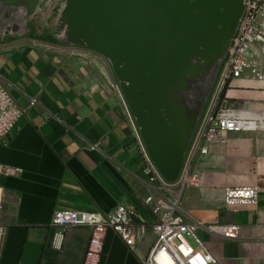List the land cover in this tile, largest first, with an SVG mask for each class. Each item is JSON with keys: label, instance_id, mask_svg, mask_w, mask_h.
Instances as JSON below:
<instances>
[{"label": "crops", "instance_id": "obj_1", "mask_svg": "<svg viewBox=\"0 0 264 264\" xmlns=\"http://www.w3.org/2000/svg\"><path fill=\"white\" fill-rule=\"evenodd\" d=\"M69 49L40 33L0 42V75L25 109L0 146V164L21 169L0 173V264H83L92 230L55 227L54 212L110 215L118 205L136 207L134 222L147 230L134 246L108 230L100 264H143L156 242L155 216L144 202L149 189L134 128L107 61ZM225 105L262 117L264 126V81L233 79ZM199 165L202 185L186 189L181 201L185 219L205 224L198 234L217 264H264V128L225 133ZM245 186L259 187L258 202L226 205L225 189ZM217 224L240 226L239 237L214 233L209 226Z\"/></svg>", "mask_w": 264, "mask_h": 264}, {"label": "water", "instance_id": "obj_2", "mask_svg": "<svg viewBox=\"0 0 264 264\" xmlns=\"http://www.w3.org/2000/svg\"><path fill=\"white\" fill-rule=\"evenodd\" d=\"M245 12V0H0V42L43 38L101 56L146 151L176 182Z\"/></svg>", "mask_w": 264, "mask_h": 264}, {"label": "built area", "instance_id": "obj_3", "mask_svg": "<svg viewBox=\"0 0 264 264\" xmlns=\"http://www.w3.org/2000/svg\"><path fill=\"white\" fill-rule=\"evenodd\" d=\"M69 48L71 52H79L81 56L89 52L82 48ZM241 77L264 81V0H245V12L238 32L188 151L181 176L176 182H167L158 172L146 151L119 85L117 82L111 84L121 96L124 112L134 128L144 162L143 174L149 189L144 202L155 216L151 227L156 234V242L143 264L218 263L217 257L198 234L205 224L186 220L181 201L186 189L202 185L204 172L199 162L209 154L211 146L218 143L225 133L257 131L264 128L262 117H251L225 105V97H222L224 90L233 79ZM37 104L38 100L32 99L30 105ZM24 114L25 109L15 101L0 75V146L6 143ZM20 172L21 169L0 164L1 174L16 175ZM259 192L257 186L228 187L225 189L224 200L229 206L255 205ZM3 198L4 190L0 186V214ZM136 213V207L125 205H118L110 215L88 210H57L53 214L52 225L89 227L92 233L83 264H100L108 230H116L129 246H134L145 234L147 226L134 222ZM209 227L214 233L227 239H237L240 235V226L235 224H217ZM5 238V228L0 224V250Z\"/></svg>", "mask_w": 264, "mask_h": 264}, {"label": "trees", "instance_id": "obj_4", "mask_svg": "<svg viewBox=\"0 0 264 264\" xmlns=\"http://www.w3.org/2000/svg\"><path fill=\"white\" fill-rule=\"evenodd\" d=\"M226 90H227V88L224 90L222 97H225Z\"/></svg>", "mask_w": 264, "mask_h": 264}, {"label": "rangeland", "instance_id": "obj_5", "mask_svg": "<svg viewBox=\"0 0 264 264\" xmlns=\"http://www.w3.org/2000/svg\"><path fill=\"white\" fill-rule=\"evenodd\" d=\"M190 240V239H189Z\"/></svg>", "mask_w": 264, "mask_h": 264}]
</instances>
